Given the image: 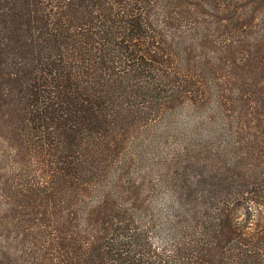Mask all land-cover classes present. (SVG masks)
<instances>
[{"label":"trees","instance_id":"1","mask_svg":"<svg viewBox=\"0 0 264 264\" xmlns=\"http://www.w3.org/2000/svg\"><path fill=\"white\" fill-rule=\"evenodd\" d=\"M264 3L0 0V264H264Z\"/></svg>","mask_w":264,"mask_h":264},{"label":"rangeland","instance_id":"2","mask_svg":"<svg viewBox=\"0 0 264 264\" xmlns=\"http://www.w3.org/2000/svg\"><path fill=\"white\" fill-rule=\"evenodd\" d=\"M246 1L264 3V0ZM246 50L247 58L257 70L262 89H264V48L259 45H252ZM43 229L46 236L53 243L54 264H94L84 253L76 249L65 233L55 229L51 225H45Z\"/></svg>","mask_w":264,"mask_h":264}]
</instances>
